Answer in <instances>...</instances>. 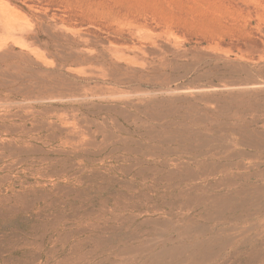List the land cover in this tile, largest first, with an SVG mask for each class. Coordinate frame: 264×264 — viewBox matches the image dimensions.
I'll use <instances>...</instances> for the list:
<instances>
[{"label": "rangeland", "instance_id": "obj_1", "mask_svg": "<svg viewBox=\"0 0 264 264\" xmlns=\"http://www.w3.org/2000/svg\"><path fill=\"white\" fill-rule=\"evenodd\" d=\"M0 264H264V0H0Z\"/></svg>", "mask_w": 264, "mask_h": 264}]
</instances>
